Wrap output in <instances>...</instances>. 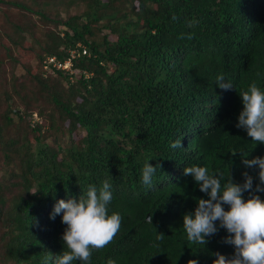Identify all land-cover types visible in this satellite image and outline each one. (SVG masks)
Listing matches in <instances>:
<instances>
[{
    "label": "trees",
    "instance_id": "trees-1",
    "mask_svg": "<svg viewBox=\"0 0 264 264\" xmlns=\"http://www.w3.org/2000/svg\"><path fill=\"white\" fill-rule=\"evenodd\" d=\"M12 8L34 17L0 28L7 58L25 70L9 74L0 57V264L58 258L67 225L62 212L50 218L54 205L105 180L121 228L90 264L231 258L219 222L205 245L187 239L183 217L208 196L183 172L204 166L224 174L222 185L248 172L259 183L258 166L243 159L264 157V143L236 125L240 92L252 83L264 91V0H0V12ZM19 46L38 66L16 55ZM72 49L77 73L45 69L48 56L64 61ZM220 74L231 89L215 84ZM148 160L150 187L141 179Z\"/></svg>",
    "mask_w": 264,
    "mask_h": 264
},
{
    "label": "clouds",
    "instance_id": "clouds-1",
    "mask_svg": "<svg viewBox=\"0 0 264 264\" xmlns=\"http://www.w3.org/2000/svg\"><path fill=\"white\" fill-rule=\"evenodd\" d=\"M215 84L222 90L233 87L225 82L222 74L216 77ZM240 97L243 108L236 126L244 129L255 144L264 143V91L252 83L247 90L240 92ZM171 147H182L181 140L175 141ZM243 164L248 168L258 166L259 183L254 185L253 176L244 172L242 183L234 182L230 176L222 185L223 173L212 172L204 166L184 168L183 174L191 175L200 191L208 196L199 199L194 211L183 217L187 239L205 245L207 238L219 231L216 224L219 222V227L229 234L224 243L235 249L231 258L217 253L213 264H264V199L256 194L264 192V157L245 158ZM155 173L156 167L146 161L141 177L143 185L152 186ZM111 187L107 180L99 188L89 185L86 197L61 199L54 205L50 218L55 219L62 212V223L67 225L62 236L66 250L55 260L51 255L45 256L43 264L50 261L52 264H74L77 261L90 264L94 250H101L114 241L121 228L122 216L115 211L109 212L113 198ZM245 192L250 194L247 199L244 198ZM224 205L229 206L228 210Z\"/></svg>",
    "mask_w": 264,
    "mask_h": 264
},
{
    "label": "rangeland",
    "instance_id": "rangeland-1",
    "mask_svg": "<svg viewBox=\"0 0 264 264\" xmlns=\"http://www.w3.org/2000/svg\"><path fill=\"white\" fill-rule=\"evenodd\" d=\"M81 10H83V8L74 6L71 9V13L72 14L79 13ZM30 15L31 14H29V13L25 14L24 12H22L21 9H18V8L10 9L8 14H6V13L4 14L3 12H0V28H5V29L11 28L10 21L28 23L34 17L33 15L32 16H30ZM63 15L66 16V13H64ZM4 39H5V41H3V43H6L8 40H7V38H4ZM15 53L18 57L23 58V60L26 63H30L34 67L38 66L37 58L35 57V54L32 51L24 50L23 48H21V46H19L15 49ZM0 57L5 58V62H4L3 66H4V68H7L9 70V74H12L13 72H15L17 75H19L21 77L24 76L25 70L23 69V67L21 65L14 66V64L11 63V60L7 58L5 49L1 46H0ZM20 64H22V63H20ZM49 71L51 72L53 70L50 69ZM34 116H37V115L34 114ZM36 118L38 120L40 119L38 116ZM81 134H83V133H81ZM49 141L52 142V138H49ZM6 168L7 167L3 163V157H2V155H0V176L4 173Z\"/></svg>",
    "mask_w": 264,
    "mask_h": 264
},
{
    "label": "built area",
    "instance_id": "built-area-1",
    "mask_svg": "<svg viewBox=\"0 0 264 264\" xmlns=\"http://www.w3.org/2000/svg\"><path fill=\"white\" fill-rule=\"evenodd\" d=\"M81 45V44H80ZM88 50L84 48L83 53L86 54ZM80 53H78L75 49L70 50L69 57L62 61L59 60L56 56H48L44 61V67L46 70L50 69H62V70H68L72 74L77 73L78 71L73 67V60L79 56Z\"/></svg>",
    "mask_w": 264,
    "mask_h": 264
}]
</instances>
